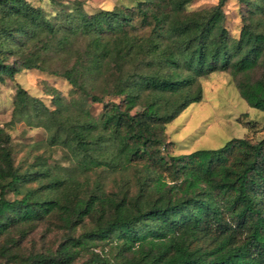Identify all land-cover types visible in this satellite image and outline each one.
<instances>
[{"label": "trees", "instance_id": "1", "mask_svg": "<svg viewBox=\"0 0 264 264\" xmlns=\"http://www.w3.org/2000/svg\"><path fill=\"white\" fill-rule=\"evenodd\" d=\"M50 1L55 9L47 14L30 0H0V82L21 69L47 71L100 109L93 115L72 102L50 107L15 82L6 123L42 126L77 173L130 169L135 188L129 192L124 179L106 192L99 178L89 186L38 154L20 168L0 127V234L52 212L69 229L92 219L52 252L18 256L0 244V254L15 264H264V132L178 153L170 152L165 132L200 100L197 78L214 71L245 74L260 64L262 74L243 76L237 87L264 111V32L242 23L231 36L225 0L190 11L184 8L191 0H135L93 11L81 0ZM238 1L255 8L263 2ZM98 85L117 99L102 100L93 92ZM143 94L148 100L133 109ZM97 243L107 247L91 248ZM81 250L85 257L74 262Z\"/></svg>", "mask_w": 264, "mask_h": 264}, {"label": "rangeland", "instance_id": "2", "mask_svg": "<svg viewBox=\"0 0 264 264\" xmlns=\"http://www.w3.org/2000/svg\"><path fill=\"white\" fill-rule=\"evenodd\" d=\"M50 14L55 9L50 0H30ZM70 1V0H58ZM86 11L99 7H112L116 4H130L135 0H81ZM216 0H191L185 5V10L209 8ZM223 25L231 36L237 34L242 23H247L254 29L264 32V0L261 7L244 4L238 0H225ZM82 40L77 44L81 45ZM58 66V65H57ZM60 66V65H59ZM263 68L257 64L245 74H232L228 70L214 71L197 78L196 83L201 88V98L189 103L174 118L165 125L167 139L172 142L171 153L186 152L200 147H216L231 136L246 134L250 138H258L264 132V111L248 105L239 94L237 80L243 76L254 79L262 74ZM47 72V71H46ZM33 69H21L12 78L5 77L0 82V127L9 136L10 153L14 165L22 168L32 161L34 155L46 157L52 169L59 172H74L80 180H85L90 186L91 181L99 178L106 192L114 191L118 183L124 179L129 182L128 191H134L131 170L109 172L95 169L86 173L74 170L64 147L58 144H48L47 131L40 125L33 126L22 121L8 125L15 82L32 95L41 98L50 107L56 103L72 102L81 107H87L93 115L100 109V102H90L81 91L73 89L65 79L56 74H47ZM93 92L101 94L102 100L117 98L105 94L100 85ZM50 96L54 97L50 101ZM143 94L134 104L133 109H140L148 100ZM161 101V100H160ZM55 103V104H54ZM34 185L35 183H30ZM10 196V193L6 194ZM92 224L90 216L86 215L73 228H67L59 219L57 212H52L31 223L17 224L0 234V244L5 245L13 255L24 256L35 252H52L57 244L66 236L77 235L81 230ZM94 250L106 244L97 243L91 246ZM86 250H81L74 262L84 258ZM0 264H15L11 256L0 254Z\"/></svg>", "mask_w": 264, "mask_h": 264}]
</instances>
